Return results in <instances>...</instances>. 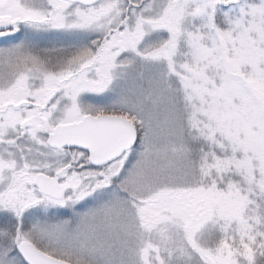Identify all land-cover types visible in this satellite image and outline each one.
I'll return each instance as SVG.
<instances>
[{"label": "snow or ice", "instance_id": "obj_1", "mask_svg": "<svg viewBox=\"0 0 264 264\" xmlns=\"http://www.w3.org/2000/svg\"><path fill=\"white\" fill-rule=\"evenodd\" d=\"M0 264H264V0H0Z\"/></svg>", "mask_w": 264, "mask_h": 264}]
</instances>
